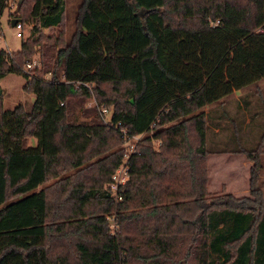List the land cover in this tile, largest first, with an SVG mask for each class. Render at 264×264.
<instances>
[{
	"label": "trees",
	"instance_id": "1",
	"mask_svg": "<svg viewBox=\"0 0 264 264\" xmlns=\"http://www.w3.org/2000/svg\"><path fill=\"white\" fill-rule=\"evenodd\" d=\"M64 6L20 0L10 14L28 33L0 48V78L18 73L33 94L0 109V264H264V132L221 149L250 162L248 195L209 193L201 110L264 78V0H80L68 39ZM103 85L119 96L108 120L81 103ZM116 122L141 134L118 200L103 186L123 161Z\"/></svg>",
	"mask_w": 264,
	"mask_h": 264
},
{
	"label": "rangeland",
	"instance_id": "2",
	"mask_svg": "<svg viewBox=\"0 0 264 264\" xmlns=\"http://www.w3.org/2000/svg\"><path fill=\"white\" fill-rule=\"evenodd\" d=\"M80 0H65L64 6V22H63V32L65 39H68L73 30V18L76 9V5ZM9 8L4 6L0 12V48L7 52L15 51L19 47L20 40L24 38L28 33L29 23H24L21 36H15V29L13 25H10L9 18L11 14ZM58 27H53V29H43L41 34L53 36L58 32ZM264 80L259 81L257 84L261 85ZM24 79L18 73H7L5 76L0 78V109H11L15 105H21L23 109L27 110L33 100V94L26 92L22 86ZM255 88L254 83L242 88L247 90L248 88ZM92 88V87H91ZM103 90L102 95H98L94 90H90L89 95L82 98V107L85 109H94L95 112L100 116L99 108L104 106L108 111L112 110L114 107L113 100H118V91L110 90L106 85L101 86ZM239 90V89H238ZM260 91L264 97V85L260 87ZM235 92V91H234ZM234 92L227 95L225 98L229 100L224 102V106L227 110V115L233 117L235 120H244L245 114L241 111L236 110L238 103L233 99ZM243 93V92H242ZM241 93V94H242ZM246 95L252 94L247 91ZM244 93L241 96H246ZM130 101V100H129ZM110 102V103H108ZM252 102V100H251ZM256 102V101H255ZM250 103V102H249ZM250 105H252L250 103ZM251 107H254L250 111L247 110L246 116L250 118V125L246 126V129H240L237 127V136H231L228 122L224 117H221L216 121L219 128L216 132L210 131L207 133V147L213 150L204 156L205 165V175L206 183L205 189L209 193L224 192L229 193L235 198H241L248 195L247 190V180H248V167L250 162L246 159L241 152H229L221 151V149L233 148L239 145V147L251 149L255 148V144L259 138V132L262 130V125L264 122V114L259 112L258 102L254 103ZM257 111H253V110ZM79 114L80 111L77 110ZM209 115L213 118L218 116V112L213 111V109L208 110ZM256 115V116H255ZM255 116V118H254ZM79 119H86L88 117L78 116ZM254 118V119H253ZM241 130V131H240ZM242 132V133H241ZM245 132V133H244ZM144 133V134H148ZM140 135L132 136L125 141L119 143L115 147H120L121 152H128L130 145L139 138ZM35 142L34 137L27 136L25 143L27 145H33ZM160 143L159 139H151L152 148L156 149ZM261 152L257 153L259 168L257 170V186L264 198V143ZM54 181V178L48 179L46 182L37 185L30 192L37 191L45 185H49ZM105 187V183L103 184ZM14 198V197H12ZM9 198V199H12ZM8 199V200H9ZM107 221L112 224V220L109 215ZM111 228V227H110ZM112 229V228H111Z\"/></svg>",
	"mask_w": 264,
	"mask_h": 264
},
{
	"label": "crops",
	"instance_id": "3",
	"mask_svg": "<svg viewBox=\"0 0 264 264\" xmlns=\"http://www.w3.org/2000/svg\"><path fill=\"white\" fill-rule=\"evenodd\" d=\"M261 80H264V78L258 80L256 83H254L255 85V88H248L247 90H243L242 88H240L239 90H233L232 92H234V96H233V99L236 100V102L238 103V106H236V110L239 112H243L245 114L244 116V120L241 121V120H235L233 117L231 116H228L227 115V110L224 106V102L229 100V97L228 99L223 97L221 100H220V103H213V104H210V105H205L201 108V110L206 113V116H207V126H208V132L210 131H213V132H216L217 129L219 128V126L217 125L216 121H218L221 117H224L225 120L228 122L229 124V127L231 128V131H230V135L231 136H237V127H240V129H246V126L247 125H250V123H253L250 121V118H248L246 116V112L247 110H251L253 109L254 107H251L254 103L258 102L259 104V112L261 111L263 114H264V97L260 91V87L264 85V81L261 85H258L257 83ZM247 91L249 93L252 94V97H250V95H246ZM231 92V93H232ZM246 95V96H241L243 95V93ZM242 93V94H241ZM252 100V102H251ZM256 101V102H255ZM252 105H250V103ZM209 109H213V111H216L218 112V116L217 117H211V119L208 117V110ZM253 111H257V110H253ZM256 116V115H255ZM254 116V118H255ZM253 118V119H254ZM262 127V130L259 132L258 135L262 134L264 132V122H263V125L261 126ZM241 131V130H240ZM207 132V133H208ZM242 133V132H241ZM245 133V132H244ZM212 149V148H210ZM230 149V148H228Z\"/></svg>",
	"mask_w": 264,
	"mask_h": 264
},
{
	"label": "built area",
	"instance_id": "4",
	"mask_svg": "<svg viewBox=\"0 0 264 264\" xmlns=\"http://www.w3.org/2000/svg\"><path fill=\"white\" fill-rule=\"evenodd\" d=\"M6 6H7V8H9L11 10L14 6V0H6ZM10 10H9V12H10ZM13 27L15 29V36L20 37L21 32H22L21 21L20 20L15 21L13 24ZM0 35H1V29H0ZM39 68H40V61L37 58V56H33L30 60L25 61L20 69H21V72H24L29 76L33 73V70H38ZM49 75H50L49 73H46L43 76V78L48 79ZM99 111H100L101 115H105V118H107L106 116H108V113H109L107 108H105L104 106H101L99 108ZM106 120H108V118ZM115 126L117 127L118 132L123 136L124 141L126 139L132 137V136H137V135L141 136V134H137V135H132L130 137H127V133H126L125 128L120 126L119 122H116ZM140 136H139V138H140ZM139 138H137V140ZM136 141H134L130 145V149L128 150V152L123 153V161L113 170V172L111 173V175L109 177L108 183H106V185H105L108 188V190L110 191V194L114 198H116L117 200L120 199L119 192L121 190V185L127 179V170L128 169H127V166L125 165L124 158H126L128 154L134 152V144ZM110 227L112 228V224H110Z\"/></svg>",
	"mask_w": 264,
	"mask_h": 264
},
{
	"label": "water",
	"instance_id": "5",
	"mask_svg": "<svg viewBox=\"0 0 264 264\" xmlns=\"http://www.w3.org/2000/svg\"><path fill=\"white\" fill-rule=\"evenodd\" d=\"M20 3V0H14V6H13V10L16 11L18 9V5ZM20 20L19 16L13 15L9 18V23L10 25H13L15 21ZM131 102V99H130Z\"/></svg>",
	"mask_w": 264,
	"mask_h": 264
}]
</instances>
